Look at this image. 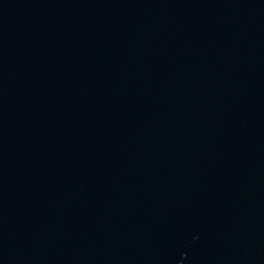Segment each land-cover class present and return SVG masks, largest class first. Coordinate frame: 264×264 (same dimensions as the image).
<instances>
[{
    "label": "water",
    "instance_id": "95a60500",
    "mask_svg": "<svg viewBox=\"0 0 264 264\" xmlns=\"http://www.w3.org/2000/svg\"><path fill=\"white\" fill-rule=\"evenodd\" d=\"M0 264H264V0H0Z\"/></svg>",
    "mask_w": 264,
    "mask_h": 264
}]
</instances>
